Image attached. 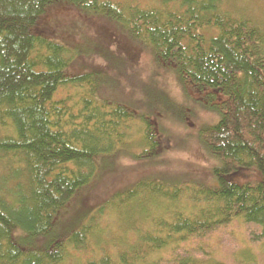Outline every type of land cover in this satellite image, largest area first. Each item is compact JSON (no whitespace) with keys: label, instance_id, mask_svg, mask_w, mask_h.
<instances>
[{"label":"trees","instance_id":"16d2710c","mask_svg":"<svg viewBox=\"0 0 264 264\" xmlns=\"http://www.w3.org/2000/svg\"><path fill=\"white\" fill-rule=\"evenodd\" d=\"M222 1L0 0V264H215L187 243L233 222L264 237V32ZM58 3L116 23L202 95L218 115L197 129L209 183L145 170L78 209L117 153L153 167L166 144L103 66L36 32Z\"/></svg>","mask_w":264,"mask_h":264},{"label":"rangeland","instance_id":"374dc122","mask_svg":"<svg viewBox=\"0 0 264 264\" xmlns=\"http://www.w3.org/2000/svg\"><path fill=\"white\" fill-rule=\"evenodd\" d=\"M222 8L236 18L250 19L264 32V0H224ZM36 32L76 47L80 53L77 67L103 66L114 91L120 92L116 95L119 99L143 101L166 144L153 167H142L133 156L117 153L111 160L110 172L102 173L88 194L75 201L78 209L92 210L98 203L93 201L131 184L132 177L146 175L145 170L163 172L170 180L182 175L189 182H210L209 171L214 161L202 149L197 129L215 123L218 115L205 107L202 95L185 94L171 71L158 66L149 50L132 41L120 26L105 17L89 16L71 5L58 3L47 9ZM102 55L108 56L109 61ZM85 199L88 203L82 205ZM187 245L196 258L210 263L264 264V237L253 225L233 222ZM159 257L162 264L168 259L167 253Z\"/></svg>","mask_w":264,"mask_h":264}]
</instances>
